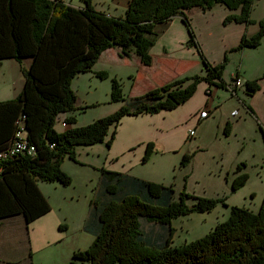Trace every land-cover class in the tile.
I'll use <instances>...</instances> for the list:
<instances>
[{
  "label": "trees",
  "instance_id": "16d2710c",
  "mask_svg": "<svg viewBox=\"0 0 264 264\" xmlns=\"http://www.w3.org/2000/svg\"><path fill=\"white\" fill-rule=\"evenodd\" d=\"M83 1L85 7L76 9L61 0H0V63L7 58L18 62L25 57L32 59L31 67L22 70L25 85L20 95L0 102V153L12 145L22 128L26 140L36 146L34 156L0 159V223L22 215L28 227L49 213L51 206L38 183L71 186L72 178L62 170L65 159L76 162L75 149L79 146L106 144L111 149L122 119L173 111L185 105L203 81L225 86L222 77L228 58L217 66L207 61L184 13L194 8L210 11L223 5L232 12L239 11L228 15L225 25H252L256 0H130L123 18L108 17L97 12L92 0ZM176 16H182L189 36L187 46L197 51L207 76L176 79L88 126L57 131L61 115L79 110L78 97L72 89L78 75L93 73L102 54L116 48L123 58L136 55L150 65L156 28ZM259 27L254 36H243L231 52L261 47L264 19ZM94 74L104 80L108 77L105 71ZM121 88L119 81L113 79L114 103L125 102ZM246 90L249 95L259 92L258 82L247 81ZM75 118L71 115L65 122L75 125ZM261 130L264 136V129ZM155 151L150 144L144 162H149ZM191 159V155L185 156L182 168ZM241 169L239 166L232 184L234 192L248 181ZM102 173L113 199L98 211L95 241L86 251L75 252L70 264H264V205L258 213L232 207L229 218L209 234L179 248L170 247L168 239L161 245L146 241L142 221L169 226L189 214L211 213L219 204H225L223 198L194 197L183 192L177 200L172 187L143 180L128 182L117 172ZM125 187L126 196L118 197Z\"/></svg>",
  "mask_w": 264,
  "mask_h": 264
},
{
  "label": "crops",
  "instance_id": "0c3cea01",
  "mask_svg": "<svg viewBox=\"0 0 264 264\" xmlns=\"http://www.w3.org/2000/svg\"><path fill=\"white\" fill-rule=\"evenodd\" d=\"M61 1L76 9H83L85 7L83 0ZM129 2L130 0H126L124 3L126 12L129 7ZM257 2L253 5L251 16L253 21L252 25H245V23L225 25V18L228 15L239 14V11L232 12L223 5H218L210 11H202L199 8H194L184 13V16L190 20L198 43L207 61L213 64V66H217L228 58L226 70L222 77L225 86H212L208 82L203 81L198 86L193 97L185 105L179 106L173 111H162L156 115H141L139 117L128 116L122 119L120 123V134L117 129L114 141L117 142L119 148L114 153L112 152V155L108 154L107 150L110 151V149L107 148L106 144H97L91 147H77L75 149L77 161L74 162L67 157L64 163H62V170L72 178L71 186H62L55 183H38L43 193L42 195L49 202L51 209L49 213L37 219L33 224H30L33 230L32 233L27 234L29 243L27 250L23 254L19 251L16 252L12 246L13 242L8 240L14 238V234L8 231V224H4L5 221L0 223V245H6V249L12 252L10 254V261L4 264H35V251L40 252L46 248L58 247L67 236H70L71 231L84 234H92L96 231L99 226V209L101 210L113 199L112 194L108 192L109 185L106 176L102 173L103 170L117 172V174L128 179V182L132 179L169 185L170 183L175 184L172 179L176 177L180 181L176 185L179 191L183 189L195 193L197 186L205 182L202 177L194 176L195 171L193 168H195V165H200L197 164L199 157H195L198 154L202 155L208 152L209 147L210 149L212 148V146L206 147V137L211 128L215 127V140H219L220 137H225V141L230 145L231 141H235L234 147H232V154L229 156L225 152L217 148L215 149L216 156H222L224 158L223 162L219 158H213L215 164L212 167L206 163H201L205 167L204 174L218 177L212 184L210 183L213 179L209 180V178H205L206 183H209L212 188H218L221 185V193L227 195L232 190L233 181L237 176L236 171L240 165L245 164V169L243 170L245 173L248 172L249 167H258L259 160L264 163V136L261 130V128L264 129V42L261 47L254 49L259 51L263 49V59L256 62V69L252 72L248 65L242 62L243 58H245L244 60L248 58L250 52L248 50L250 49L231 52L232 49L240 44L243 36L252 37L260 30L259 22L264 19V0H257ZM256 10L257 16L255 14ZM166 25L168 28L164 32L165 35L172 34L173 36L175 33H178L179 37L178 39H174L175 37L173 39L167 38L168 40L166 42L169 47L166 45L160 46L161 42L155 43L150 51L152 57V63L150 65H145L136 55L130 58H123L121 50L116 48L104 52L94 67V72L89 74L103 72L105 71L104 67L110 64H122V60H124V67H130L131 63H133L140 70V77H148L147 81H150V85L145 89V93L149 90L152 91L167 85L179 78L193 75L200 77L207 76V71L202 65L197 51L187 46L189 38L185 31L182 16L174 17ZM238 53L241 55L240 61H238V56H234ZM100 64L105 66L98 69ZM231 64L234 65V69L230 75V79H228L226 78V72ZM31 65L32 59L28 57L23 58L21 62L13 58H7L1 61L0 102L14 100L20 95L25 85L22 70L23 68L29 69ZM196 69H200V72L197 73L195 71ZM85 74H80L74 79L73 87L75 81ZM237 79L243 83L242 87L235 86ZM247 81H257L260 87L259 92L257 91L253 95L247 94ZM137 82L138 76L135 85ZM231 88L235 92L232 93ZM78 102L77 108H81V105L78 106ZM120 108L118 107V109ZM206 109L209 110V117L200 120V113ZM85 113L87 112L85 111ZM71 115L76 118L78 117L72 113H66L61 115L60 120L65 121ZM98 119L95 118L89 122L86 121L81 127L88 126ZM124 123H126L127 127L123 131ZM174 124L176 126L181 124L185 129L178 136L176 143L184 148L188 147L186 149H189V153L191 154L185 153L181 157V160L177 158L175 162H171L169 157L175 148L173 147V139L175 136L174 128H176L173 127ZM78 126V120L76 119L75 125L67 124L66 128L56 125V129L58 132H64L67 129L77 128ZM192 129L195 130L193 137L190 136V130ZM23 135L26 137L25 133ZM251 142H253L252 145H256L259 148L260 152L258 155L252 147L246 150V145ZM150 144L155 146L156 151L149 162H144L145 152ZM188 155H191L192 159L187 167H180L183 171L177 170L178 174L176 169L169 172L171 163L174 164L173 168L180 166V164L182 166L184 157ZM258 156L262 159H257ZM107 158L113 162H118V165L107 167ZM219 179L221 180V184L219 183ZM111 191L115 193L116 189L111 188ZM120 191L118 192V197L126 196L128 193L126 187ZM220 194L215 196L218 197ZM233 194L234 191H232ZM215 196L205 194L203 197ZM233 205V203L229 205L225 203L224 205L222 204V207L221 205L217 207V213L221 214V218L216 217L215 227L222 222L224 223L229 218L232 211V207L230 206ZM263 205L264 201L257 209L258 211L255 210V212L258 213ZM250 206L254 207V204L251 203ZM220 207L223 213L218 212ZM56 210L59 214L61 213L60 216L54 213ZM204 214V217H208L209 219L215 213L207 212L200 215ZM10 220L6 219V221ZM177 220L175 219L171 226L157 224L161 226L160 232L157 230L154 231L153 229L150 232L144 231L146 241L153 243L159 242L161 245L171 235L169 233L170 229L176 232V234L178 231H184L183 227L175 224ZM62 224H64L63 228L66 229V232L50 237L47 229H59ZM151 224L154 225L156 223ZM3 225L6 226L2 227ZM37 226L41 228V231H35ZM75 252L78 251H73L72 255L65 260V264L71 263L72 256ZM20 254L21 257H19Z\"/></svg>",
  "mask_w": 264,
  "mask_h": 264
},
{
  "label": "rangeland",
  "instance_id": "374dc122",
  "mask_svg": "<svg viewBox=\"0 0 264 264\" xmlns=\"http://www.w3.org/2000/svg\"><path fill=\"white\" fill-rule=\"evenodd\" d=\"M126 0H92L93 7L97 10V12L104 13L108 17H113V18H119V17H124L126 14V8H125V3ZM254 3H258L257 0ZM256 16H257V10H256ZM122 15V16H121ZM185 27V26H184ZM168 28L167 25H161L156 28V43L161 42L160 46L167 45L166 40L168 39H178L179 35L178 33H175L173 36L172 34L165 35V30ZM187 28L185 27L186 34L187 33ZM189 38V36H187ZM168 38V39H167ZM250 38V37H248ZM177 42V41H176ZM264 42V41H263ZM177 44V43H176ZM175 44V45H176ZM172 49V48H171ZM249 56L246 60L243 58L242 62L248 65V67L251 69V72L256 69V62L259 60L263 59V49L262 50H254L250 49L248 50ZM238 56V61H240V53L234 55ZM139 58V57H137ZM124 60H122V64H110V65H102L100 64L98 66V69L102 68L105 66V73L107 74V78L104 80L102 78H99L95 76V74H85L80 77V79L76 80L74 83V91L77 92V97H78V106L81 105V108L77 110V112L74 113V115L78 116L76 119L78 120V127H81L84 125L83 123L86 121H90L95 118H106L108 115H112L118 107L120 108L124 104H128L132 102L133 100L141 97L145 93V89L150 85V81H147V78L140 77V70L136 67L135 64L131 63L130 67H124ZM237 61V62H238ZM234 65L231 64L230 68L227 69L226 72V78L230 79L231 73H233ZM197 73L200 72V69L195 70ZM138 76V82L136 83V78ZM113 79H117L121 85V90L124 95L125 102L122 103H114L112 101L111 97V92L113 88ZM73 86V85H72ZM72 88V89H73ZM75 92V93H76ZM85 111L87 113H85ZM127 125L126 123L123 124L122 130L124 131L126 129ZM174 139H173V147H175L171 154H170V161L175 162L177 158L178 160H181V157L183 154H191L189 153V149L184 148L183 146H180V144H177L178 136H180L181 133L185 131L183 125L174 124ZM118 133L120 134V126L117 128ZM215 127L211 128L209 130V134L206 137V147L212 146L209 151L206 153H203L202 155L198 154L195 158L199 157L197 159V164L200 165H195L194 171V176L195 177H202L205 182L203 184H200L196 188V192H190V191H185L181 190L179 191L176 188L177 183H179V178H173L172 181L175 182V184L170 183L169 185H162V187H173L176 195V199L178 200L179 195L183 192H186L187 194L193 195L194 197H203L205 194H208L209 196H217L218 194L221 193V185L218 188H212L210 184H212L214 181L217 180L218 177H212L209 175L204 174L205 173V167L201 165V163H206L209 166H213L215 164L213 158H219L221 162L224 161V158L222 156H216V148L225 152L227 156L232 154V147H234L235 141H231V145L228 144V142L225 141V137H220L219 140H215ZM115 141V140H114ZM119 142V140H118ZM253 142L249 143L246 145V150L252 147V149L256 152V154H259V148L256 145H252ZM112 150L110 151L107 150L108 154L112 155V152L114 153L115 150L119 148V145L117 142H113L112 145ZM107 154V155H108ZM201 156V157H200ZM236 157V155H235ZM260 158V156L257 157V159ZM262 159V158H260ZM107 167H112V165H118V162H113L111 159L107 158ZM229 161V160H228ZM217 162H219L217 160ZM174 164H170L169 167V172L176 169V172L178 174V171L183 169H180V166H177L176 168H173ZM244 165V167H242ZM241 170L243 171L245 169V164L240 165ZM247 167V166H246ZM178 170V171H177ZM175 174V176H177ZM245 174L248 176V181L247 184L244 185L243 188L240 190L238 189L237 191L234 192L232 195V190L230 193L228 192L227 195H224V193H221L218 197L223 198L224 203H227L228 205L230 203H233L234 207L238 206L239 208H246L249 210H253L255 212L258 211L257 209L261 206L262 202L264 201V163H262L261 160L258 162V167L251 168L249 167L248 172H245ZM209 178V180L213 181L209 184L206 183V179ZM162 183H167V182H162ZM219 183L221 184V180L219 179ZM206 197L208 199H219L218 197ZM226 196V197H225ZM228 196V199H227ZM253 198V200H252ZM190 204H192V200L188 201ZM230 202V203H229ZM253 203V206H250V204ZM98 204V203H97ZM222 204L221 205L222 207ZM218 205V206H219ZM217 206V207H218ZM230 206V207H233ZM217 207L212 211L213 215H211V218L208 219V217H204V215L200 214H189L187 216L179 218L175 224L179 227H183L184 231H178L176 232L169 233V237H167L168 240H170V247H176L179 248L183 246L184 244L187 243H192L196 240L201 239L204 237L206 234H209L215 227V222H216V217L221 218V214L217 213ZM219 208L218 212L223 213L222 208ZM54 213H56L58 216L61 215L59 212L56 210ZM256 213V212H255ZM56 216V215H55ZM52 217H54L52 215ZM4 224H8L7 228L8 231L14 234L13 239H8L12 243L13 248L15 251H19L21 254L28 248V243H29V238L27 234L32 233L33 227L29 225L27 227V223L25 224V219L23 218L22 215L16 216L15 218H11L10 221L4 220ZM174 221V220H173ZM172 221V222H173ZM142 232H150L151 229L154 231H161V226L154 224L152 225L150 222H146L145 220L142 221ZM6 225H3L2 227H5ZM63 225H60L59 229H53V228H48L47 232L50 237H54L57 234H62L66 232V229L63 228ZM161 225V224H160ZM172 223L169 225L171 226ZM181 229V228H180ZM36 232L41 231V228L38 226L35 228ZM144 234V233H143ZM167 240V241H168ZM95 241V235L87 233H79V232H70V236H67L65 240L61 242V244L58 247H51V248H46L40 252L35 251V256H34V263L35 264H65V260L67 257L71 256L73 251H86L92 242ZM165 243V242H164ZM163 243V244H164ZM17 245V246H14ZM12 252L6 249V245H0V264L8 263L10 260V254ZM21 254L19 257H21ZM18 259V258H17ZM15 264V263H14Z\"/></svg>",
  "mask_w": 264,
  "mask_h": 264
},
{
  "label": "built area",
  "instance_id": "2783aa9c",
  "mask_svg": "<svg viewBox=\"0 0 264 264\" xmlns=\"http://www.w3.org/2000/svg\"><path fill=\"white\" fill-rule=\"evenodd\" d=\"M235 86H243V83L237 79L235 82ZM231 92H235L233 88L230 89ZM209 117V110H204L200 113L199 119L204 120ZM57 125L61 126L62 128L67 127V123L65 121H62L60 119L57 120ZM22 126V124H21ZM23 127V126H22ZM24 128H22V131H19L17 133V139L14 140L11 146H8L4 151L0 153V159H12L14 157H17L19 155H25V156H34L36 154V146L30 144L24 134ZM195 135V130H190V136L193 137Z\"/></svg>",
  "mask_w": 264,
  "mask_h": 264
}]
</instances>
